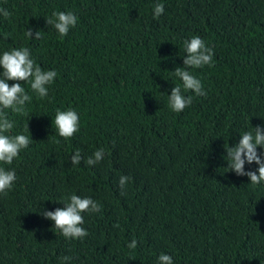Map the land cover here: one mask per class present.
<instances>
[{
  "label": "trees",
  "instance_id": "1",
  "mask_svg": "<svg viewBox=\"0 0 264 264\" xmlns=\"http://www.w3.org/2000/svg\"><path fill=\"white\" fill-rule=\"evenodd\" d=\"M165 11L153 18L152 8ZM0 50L26 46L58 75L49 96H32L12 113L13 133L32 142L11 166L17 180L0 195V264H264V186L228 171L224 147L238 132L264 124V0H0ZM72 11L78 23L59 38L46 19ZM40 32L39 39L26 30ZM192 35L213 48L211 66L195 69L205 96L182 112L168 107ZM13 81H9L11 85ZM75 108L80 129L55 136L57 109ZM56 139L61 142L57 143ZM103 148L104 158H86ZM79 149L85 158L72 165ZM259 151V149H258ZM255 170L256 165H245ZM128 177L123 187L118 180ZM90 196L88 235L66 240L39 207ZM137 241L129 248L130 241Z\"/></svg>",
  "mask_w": 264,
  "mask_h": 264
},
{
  "label": "clouds",
  "instance_id": "2",
  "mask_svg": "<svg viewBox=\"0 0 264 264\" xmlns=\"http://www.w3.org/2000/svg\"><path fill=\"white\" fill-rule=\"evenodd\" d=\"M165 11L164 3L157 2L153 5L152 16L158 19ZM11 13L0 7V17L8 19ZM59 38L68 35L78 23L77 15L72 11L53 12L46 20ZM26 37L39 39L40 32L35 33L31 29L26 30ZM184 55L183 66H177L172 70L179 83L171 87L167 94L168 107L174 113L182 112L192 103L193 96L185 95L190 91L195 96H205L207 93L195 69L211 66L214 50L205 41L196 35H192L182 42ZM58 73L54 69L44 70L33 59L29 47H13L10 50H0V195H6L11 191L17 180V173L11 166L18 159L20 153L27 149L32 139L28 127L24 131L13 133L16 121L9 118V110L12 113L27 114L26 105L32 96L23 86L27 83L31 92L40 100L49 96L50 86L54 83ZM9 81H13L11 85ZM23 81V85L20 83ZM80 115L75 108L68 107L57 109L51 124L55 126V136L68 140L80 129ZM239 138L231 146L227 143L224 147L222 160L226 162L228 171L237 176H246L254 187L264 186V124L251 126L250 129L238 132ZM60 143V139H56ZM259 149V151H258ZM103 148H98L86 158V164L92 166L104 158ZM85 159L79 149L69 157L72 165H79ZM255 164V170H246L245 165ZM128 177L121 175L118 183L123 187ZM63 207L53 210L39 207L38 213L46 220L52 222L53 227L66 240H83L88 231L84 227V214L99 211V204L90 196H80L75 193L61 200ZM137 241L128 243L129 248H135ZM60 264H70L72 257L65 255L59 258ZM156 264H175L170 254L161 252L156 257Z\"/></svg>",
  "mask_w": 264,
  "mask_h": 264
}]
</instances>
